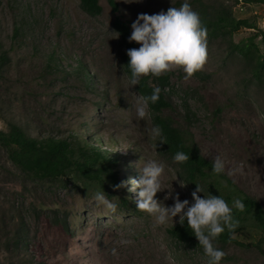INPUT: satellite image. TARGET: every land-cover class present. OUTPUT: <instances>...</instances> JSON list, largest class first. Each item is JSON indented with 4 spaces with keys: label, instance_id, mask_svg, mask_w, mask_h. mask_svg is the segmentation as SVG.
<instances>
[{
    "label": "rangeland",
    "instance_id": "374dc122",
    "mask_svg": "<svg viewBox=\"0 0 264 264\" xmlns=\"http://www.w3.org/2000/svg\"><path fill=\"white\" fill-rule=\"evenodd\" d=\"M114 1L117 14L101 0L102 14L94 18L79 0H0V128L12 123L33 139L88 142L118 161L115 183L40 181L24 175L0 147V264H208L203 248L169 236L172 221L154 226L150 214L136 209L135 192L113 188L137 178L138 168L152 158L166 165L162 187L172 183L173 195L192 201L176 164L160 152L159 142L156 148L149 109L143 120L136 115L141 97L134 86L128 91L112 27L116 17L131 24L138 14L166 12L185 0ZM188 2L193 10L198 3L227 6L264 31V6L246 0ZM206 40L207 60L196 72L201 77L186 78L179 67L167 71L174 91L164 116L193 135L204 158L224 159L225 175L264 209V87L249 84L245 63L227 42ZM185 104L195 114L191 121ZM237 166L240 171L228 175ZM102 189L118 205L116 213L96 206L94 193ZM168 192L156 197L166 207L173 204L164 199ZM256 233L249 227L237 244L215 245L226 253L220 264H264L255 247L239 245L257 242Z\"/></svg>",
    "mask_w": 264,
    "mask_h": 264
},
{
    "label": "trees",
    "instance_id": "16d2710c",
    "mask_svg": "<svg viewBox=\"0 0 264 264\" xmlns=\"http://www.w3.org/2000/svg\"><path fill=\"white\" fill-rule=\"evenodd\" d=\"M101 0H79L85 14L90 17H99L102 14ZM248 3L264 6V0H246ZM113 14H117L118 5L114 0H108ZM198 3V2H197ZM194 10L199 13L201 22L207 29L206 39L221 40L228 43L230 52L236 53L243 60L250 80L249 84L257 88L264 87V31L246 18H237L232 9L222 6L217 9L198 3ZM131 24L128 21L116 17L112 23L113 30L119 37L122 69L127 77L129 58L126 51L131 48H139L136 42L129 43ZM247 34L235 42V38L241 32ZM196 77H201L195 73ZM172 73H163L159 77L152 75L142 76L135 90L140 97L151 95L153 88L159 87L161 92L159 99L154 104H149L151 124L159 126L163 130L166 143H159V150L173 161L176 152L188 154L190 159L176 164L179 176L185 182L192 193L196 184L203 188L204 193H199L201 198L209 192L215 196H221L230 207L233 202L240 199L244 204L241 211L233 207V216L239 221V226L233 233L225 230L213 243L225 247L237 244L236 238L246 236L249 227L257 232V242L241 244L242 247L253 248L264 256V209L260 203L241 191L237 185L223 174H215L212 171V161L204 158L193 135L173 124L172 119L164 116V112L172 108L171 94ZM185 113L188 121H191L193 110L185 104ZM0 147H2L13 165L27 177L40 181H61L67 178L74 181L99 180L102 182H118L114 168L118 161L108 152H103L97 147H92L88 142H80L72 145L66 141L49 138L38 140L30 138L19 126L10 123L5 130L0 128ZM196 183V184H195ZM124 206L128 204L123 200ZM169 236L178 243L191 247H201L194 233L187 226L179 222L168 229Z\"/></svg>",
    "mask_w": 264,
    "mask_h": 264
},
{
    "label": "clouds",
    "instance_id": "9594fccd",
    "mask_svg": "<svg viewBox=\"0 0 264 264\" xmlns=\"http://www.w3.org/2000/svg\"><path fill=\"white\" fill-rule=\"evenodd\" d=\"M133 2V0H131ZM140 2V0H135ZM131 34L128 42H136L139 48H131L126 51L129 58L127 64L130 75L128 82L130 88L139 85L142 76L152 75L159 77L161 74L174 67L183 69L186 78H190L198 72L207 60V29L203 26L200 15L192 9L188 0L180 7H170L168 10L156 14H138L131 23ZM161 89L153 88L151 95L139 98L135 105L136 115L143 120L147 115L149 104H154L159 99ZM150 135L158 142L166 143L163 130L154 126ZM190 159L184 152H176L173 162L183 163ZM166 165L158 159L149 158L142 168H138L137 178L121 181L113 185L114 190L128 189L136 193V209L150 214L154 219V226H165L169 221L174 225V218L179 217L181 225L187 222L199 245L202 246L208 264H220L226 253L213 243L220 234L227 230L233 233L239 226V221L233 216V207L244 209L240 199L233 202V207L219 195L201 196L203 188L196 184V189L191 193L192 201L180 200L179 194L173 195L172 183L170 188L162 187L161 177L164 175ZM212 171L219 175L225 172V160L219 155L212 158ZM239 167L233 168L228 175L239 172ZM177 180V179H176ZM174 181V180H173ZM181 186L185 184L180 181ZM131 184V188L128 185ZM169 189L165 200L171 198L172 206L166 207L158 200L157 193ZM102 190L94 193V202L97 207L108 213H116L118 205L108 198ZM113 256L117 255V249H111Z\"/></svg>",
    "mask_w": 264,
    "mask_h": 264
}]
</instances>
